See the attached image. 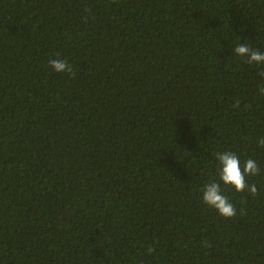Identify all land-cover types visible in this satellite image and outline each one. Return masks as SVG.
I'll use <instances>...</instances> for the list:
<instances>
[{
	"label": "trees",
	"instance_id": "trees-1",
	"mask_svg": "<svg viewBox=\"0 0 264 264\" xmlns=\"http://www.w3.org/2000/svg\"><path fill=\"white\" fill-rule=\"evenodd\" d=\"M241 43L264 52V0H0V264H264ZM224 151L261 170L221 182L230 218L201 199Z\"/></svg>",
	"mask_w": 264,
	"mask_h": 264
},
{
	"label": "clouds",
	"instance_id": "clouds-1",
	"mask_svg": "<svg viewBox=\"0 0 264 264\" xmlns=\"http://www.w3.org/2000/svg\"><path fill=\"white\" fill-rule=\"evenodd\" d=\"M233 51L237 56L245 58V62L249 65L264 64V52L253 49L247 44H238L233 48ZM48 63L56 72H67L73 76L75 75L72 66L66 59H50ZM259 75L264 77V71H261ZM259 93L264 95V85L259 87ZM239 103L237 100L233 107L239 106ZM258 143L264 147V138H261ZM215 156L218 161L217 172L219 180L211 181L204 185L201 199L209 207L214 208L222 217H234L237 214V210L228 197L223 194L221 182L234 188L237 192L247 190L251 195L255 196L258 189L255 184L247 182V177L258 175L261 170L256 161L251 158L247 159L243 168H241L239 156L232 151L217 152ZM241 214H243V209H241ZM152 251V248L148 249L149 253Z\"/></svg>",
	"mask_w": 264,
	"mask_h": 264
}]
</instances>
